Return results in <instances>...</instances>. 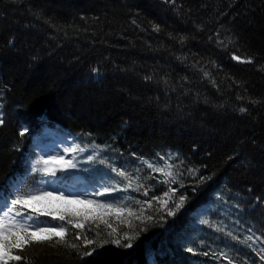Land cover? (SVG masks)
Wrapping results in <instances>:
<instances>
[{"label":"trees","instance_id":"obj_1","mask_svg":"<svg viewBox=\"0 0 264 264\" xmlns=\"http://www.w3.org/2000/svg\"><path fill=\"white\" fill-rule=\"evenodd\" d=\"M0 112V200L45 191L35 161L53 131L86 149L77 167L56 171L58 186L80 178L86 200L113 205L104 214L111 227L68 225L66 239L82 234L79 249L35 244L27 264H228L222 251L235 264H264L241 243L264 238V0H0ZM169 152L179 154V183H162L137 159L165 167L157 154ZM109 165L133 176L140 167L148 195H100L126 183ZM169 188L187 195L175 216L162 207ZM157 196L137 219L136 201ZM85 208L104 211L76 209Z\"/></svg>","mask_w":264,"mask_h":264},{"label":"snow or ice","instance_id":"obj_2","mask_svg":"<svg viewBox=\"0 0 264 264\" xmlns=\"http://www.w3.org/2000/svg\"><path fill=\"white\" fill-rule=\"evenodd\" d=\"M155 30L159 31V25H155ZM223 43V41H221ZM234 59L241 62H251L250 59L246 61H242L240 56H234ZM94 72H98V69H93ZM207 76L208 73H205ZM241 111H246V109H241ZM5 119L3 113L0 112V126L4 125ZM27 129H24L20 132V135L23 136ZM85 148H82L79 144H74L73 146H68L63 149L64 153H77L85 151ZM95 153L93 155H89L88 159L92 160L95 158ZM135 155V154H133ZM157 157L161 161H164L165 167H158L157 164L153 161H150L143 157H137L140 162V165L146 167L151 170V172L159 173L163 179L162 183L165 184H174L179 183V178L183 176V172L178 170V165L175 163L176 159L179 157L178 153H167L164 156H161L159 153ZM57 156H49L48 159H44L43 157L37 161L38 164L43 165L42 168L35 169L37 171L42 172L44 175L55 176L57 168L53 167V162L57 161ZM74 159V158H73ZM73 159L64 160L63 155H59L60 169L66 168H75L77 164L73 162ZM102 163L104 161H101ZM183 163L182 160L179 162ZM111 170L117 174V176L123 178L126 183L124 184L123 189L120 188V183L118 182L114 188L105 187L104 192L99 193L100 195H104L105 193H110L113 191L121 190L127 192L128 189H133V191L139 192L141 188L144 189L143 195H148V188H144V185L140 183V175L141 168L138 167L135 169L136 175L133 176L132 173L127 172L125 170L117 169L109 165ZM199 170L198 169H189L188 173L192 176H197ZM133 179L137 181L135 187H133ZM145 179H155L154 176L149 174L145 177ZM210 179V177L200 176L198 183H204L206 180ZM41 184H44L45 181L41 180ZM180 188H183L184 185L182 183L179 184ZM178 188H169L167 192L164 193L166 197L169 199H165L163 201L162 207L166 211L168 216H175L176 213L184 207L187 195L185 193H181L178 198L175 197V193L178 191ZM195 191V189H193ZM160 201V197H152L147 201H136V203L140 206L141 215L137 216V219H140L143 212L146 208L152 207V200ZM63 201L62 207H53L50 204H40L41 201ZM173 203L174 207L169 208V202ZM73 204H82L95 206L96 209L104 210L101 212H96L94 210L85 208V209H76L71 207ZM19 206V207H18ZM30 209V213L25 214V210ZM113 210V205L111 204H103L94 200H81V199H70L65 197L63 191L60 192L59 195H54L51 191H40L37 192H25V193H17L11 199L4 198L0 200V264H10V262H21L24 261L27 264V257L23 255L27 248L32 247L35 244H62L66 247H70L73 249H79L80 244H77L74 241L81 240L82 234L77 232L72 237V240L66 239L69 234L68 225L73 226V228L83 229L85 227V221L91 220L93 225L98 229L99 224L96 223L97 220L102 221L106 224V226L111 227L110 224L104 219L105 211ZM115 211L119 214L123 211L122 209H115ZM40 215L52 216L54 218H58L60 221L65 223H61L59 225H53L51 227H43L42 223L39 221L38 217ZM129 215H134V213L129 210ZM148 220H151L152 217H147ZM27 221H31L28 223ZM218 231H224L223 228L216 226ZM91 230V226L89 227V231ZM251 232V229H249ZM97 236L99 235V231H97ZM111 235V233H109ZM228 236L232 237L234 240H239V236H234L231 232L227 233ZM125 239H131L125 234ZM107 242V241H106ZM117 246L121 245L120 239H115L113 241ZM82 243L85 245L92 244L93 240L87 238L86 235L83 236ZM241 243L246 244L249 248L255 252L256 256L259 258V261L264 262V238L257 237L255 234H250L245 237ZM102 246V245H100ZM124 247L131 248L133 245L131 242L123 245ZM96 251V248H92L89 251L83 252L82 255L90 256L93 252ZM187 251L192 252V248H188ZM208 255L207 252L204 253ZM215 255V253H213ZM219 256L226 260L228 264H235L233 258L228 255L227 252H220ZM247 264V262H245Z\"/></svg>","mask_w":264,"mask_h":264},{"label":"rangeland","instance_id":"obj_3","mask_svg":"<svg viewBox=\"0 0 264 264\" xmlns=\"http://www.w3.org/2000/svg\"><path fill=\"white\" fill-rule=\"evenodd\" d=\"M73 145H74V143L71 140L66 139L63 136L60 135L59 137L57 136V138H54V135L51 134L48 137V140L44 142V145L42 146L41 152L39 151V148H37V152L39 155V159H36V161H35L37 169L43 167V165L37 163V161H39L42 157L44 159H48L49 156H57L58 157L57 161L53 162V165H52L53 167H56L57 170L60 168V164L62 163L61 161H59V155H63L65 161L74 158L73 159V162H74L76 160L75 158H76L77 153H64L63 152V149L65 147L73 146ZM55 176L46 175L45 178L47 179V181L44 183L43 187L46 191H51L54 193V195H59L60 192H57L58 191V190H56L57 187L54 184V182H55L54 179H56ZM87 191H89V190L87 189ZM70 194L73 195V196L69 197L70 199L86 200L83 195L88 194V193L86 192V189H83L81 194H77V191H74V190L70 191ZM63 203H64L63 201H55V200H53V201H41L38 203L37 206H39L40 204H50L53 207L59 208V207L63 206ZM71 207L80 208V207H83V205L82 204H73V205H71ZM27 222L31 223V221H27Z\"/></svg>","mask_w":264,"mask_h":264}]
</instances>
